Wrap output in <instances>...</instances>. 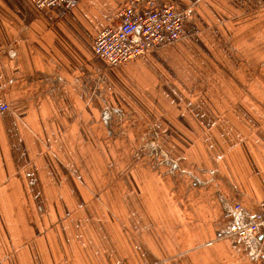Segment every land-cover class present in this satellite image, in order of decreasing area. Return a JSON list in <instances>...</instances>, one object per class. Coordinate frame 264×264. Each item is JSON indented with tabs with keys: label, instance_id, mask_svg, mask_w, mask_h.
Segmentation results:
<instances>
[{
	"label": "crops",
	"instance_id": "obj_1",
	"mask_svg": "<svg viewBox=\"0 0 264 264\" xmlns=\"http://www.w3.org/2000/svg\"><path fill=\"white\" fill-rule=\"evenodd\" d=\"M72 1L0 0V264H264L229 231L264 199V0H160L184 40L113 68L94 41L124 0ZM98 82L180 169L130 167Z\"/></svg>",
	"mask_w": 264,
	"mask_h": 264
},
{
	"label": "built area",
	"instance_id": "obj_2",
	"mask_svg": "<svg viewBox=\"0 0 264 264\" xmlns=\"http://www.w3.org/2000/svg\"><path fill=\"white\" fill-rule=\"evenodd\" d=\"M37 8L71 9L72 0H30ZM120 25L105 26L95 38V52L110 67L143 57L158 48L185 38L188 13L174 3L160 0H124ZM0 96V113L9 109ZM229 231L239 237L259 260L264 257V199L255 208L239 199L231 205Z\"/></svg>",
	"mask_w": 264,
	"mask_h": 264
},
{
	"label": "rangeland",
	"instance_id": "obj_3",
	"mask_svg": "<svg viewBox=\"0 0 264 264\" xmlns=\"http://www.w3.org/2000/svg\"><path fill=\"white\" fill-rule=\"evenodd\" d=\"M247 22L249 23L248 19ZM237 38H239L238 35ZM183 40L176 43H180ZM103 73L104 71H102V74ZM98 79L101 80V78ZM101 84L102 83L98 82V100L101 101L105 112L109 115V119L113 122V129L110 130L113 132L112 134H117V136L120 137L123 135L127 139V151L130 157V162L132 163L130 164V167L135 164H142L147 170L154 168L158 169L161 167L162 171H168L169 167L174 166L175 168L180 169V162L179 164L178 161L176 162V159L172 155L174 154L173 151L170 152L168 147V139L170 138L171 131L167 129H160L154 123L147 120L144 122L142 119L134 116L135 114L132 112L134 110L130 107L129 103L126 105V102H121L122 105L128 106L129 110H127L126 107H114L118 105L117 102L119 100H125L115 92L113 94L114 97L112 96V103H114V105L111 106L109 103H106L108 101L104 95L106 92L104 90L107 89ZM117 148L118 150H114V152L120 153V147L118 146ZM177 153L182 156L184 155L183 150L178 151ZM210 172L214 173L215 171L211 170Z\"/></svg>",
	"mask_w": 264,
	"mask_h": 264
}]
</instances>
